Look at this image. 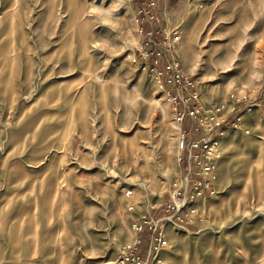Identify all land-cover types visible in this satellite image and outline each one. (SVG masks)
<instances>
[{
	"label": "rangeland",
	"instance_id": "374dc122",
	"mask_svg": "<svg viewBox=\"0 0 264 264\" xmlns=\"http://www.w3.org/2000/svg\"><path fill=\"white\" fill-rule=\"evenodd\" d=\"M155 1L157 67L140 0H0V264H264V0Z\"/></svg>",
	"mask_w": 264,
	"mask_h": 264
},
{
	"label": "built area",
	"instance_id": "2783aa9c",
	"mask_svg": "<svg viewBox=\"0 0 264 264\" xmlns=\"http://www.w3.org/2000/svg\"><path fill=\"white\" fill-rule=\"evenodd\" d=\"M141 4L138 9V15L141 17L138 19V21L142 24H146V28H142L141 31L143 32L144 29L146 30L147 35V42H146V50L143 53V56L147 57L149 55H156L158 58L154 61V65L157 67L160 59L159 57L164 55L161 51L160 47H158L157 42V25L160 23V15L157 10V3L155 0H140ZM145 26V25H144ZM178 37L179 31H176L174 33ZM165 46L167 49L171 50L173 45L171 44V41L169 37H165ZM154 47L151 52L147 51L148 48ZM165 56V55H164ZM166 57V56H165ZM164 63V72L163 74L167 77V84L173 88L176 89V94H173L172 99L175 104L176 109L180 107V111L178 112V119L180 122L185 121L186 119H197L201 120L203 116V108L202 106L197 102L196 95L193 94L192 89L194 88V80L192 77H190L188 74L184 72L182 67L180 66V63L175 60H165ZM195 100V102L192 104L191 100ZM183 146H184V138H183ZM196 142H192L189 147H195ZM127 196H131L133 194V191L128 189L126 191ZM168 211L172 212H178L179 205L177 201L174 202V204L169 205ZM160 241L163 239V237L159 238ZM133 261L138 262L140 264L139 257L135 258L133 257Z\"/></svg>",
	"mask_w": 264,
	"mask_h": 264
},
{
	"label": "bare ground",
	"instance_id": "6f19581e",
	"mask_svg": "<svg viewBox=\"0 0 264 264\" xmlns=\"http://www.w3.org/2000/svg\"><path fill=\"white\" fill-rule=\"evenodd\" d=\"M182 147H183V140L180 141V152L182 150Z\"/></svg>",
	"mask_w": 264,
	"mask_h": 264
},
{
	"label": "crops",
	"instance_id": "0c3cea01",
	"mask_svg": "<svg viewBox=\"0 0 264 264\" xmlns=\"http://www.w3.org/2000/svg\"><path fill=\"white\" fill-rule=\"evenodd\" d=\"M186 124H188V123L186 122Z\"/></svg>",
	"mask_w": 264,
	"mask_h": 264
}]
</instances>
